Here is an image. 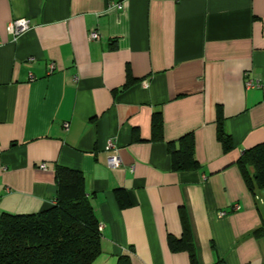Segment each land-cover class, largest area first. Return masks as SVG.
<instances>
[{"label":"crops","instance_id":"0c3cea01","mask_svg":"<svg viewBox=\"0 0 264 264\" xmlns=\"http://www.w3.org/2000/svg\"><path fill=\"white\" fill-rule=\"evenodd\" d=\"M189 134L199 168L175 171ZM261 144L264 0H0V217L50 208L60 166L85 176L93 264H192L186 236L198 264H264V190L239 165Z\"/></svg>","mask_w":264,"mask_h":264},{"label":"trees","instance_id":"16d2710c","mask_svg":"<svg viewBox=\"0 0 264 264\" xmlns=\"http://www.w3.org/2000/svg\"><path fill=\"white\" fill-rule=\"evenodd\" d=\"M222 110L218 112V139L225 152L233 148L226 132ZM156 140L163 138V120L156 115L153 120ZM176 143L169 144L175 171L196 170L199 163L195 143L189 134ZM239 165L252 187V181L264 190V144L247 150ZM253 166V179L247 171ZM57 194L54 204L37 214L0 217V264H93L102 253L100 222L86 191L82 172L65 167L56 169ZM174 251L188 250L192 264H198L190 247L188 236L183 240L170 239ZM119 264H131L130 257H122ZM217 264H223L219 262Z\"/></svg>","mask_w":264,"mask_h":264},{"label":"built area","instance_id":"2783aa9c","mask_svg":"<svg viewBox=\"0 0 264 264\" xmlns=\"http://www.w3.org/2000/svg\"><path fill=\"white\" fill-rule=\"evenodd\" d=\"M117 8L121 9L122 6H116ZM31 26H30V21L27 19H19V20H15L12 23H10V25L8 26V32L16 39L19 36H21L22 34H24L25 32H27L28 30H30ZM90 39L91 40H99L100 39V35L98 32L92 31L90 33ZM247 87L248 88H252L254 85L251 81L247 82ZM68 128V125H66V129ZM115 148V144L113 141H109L108 145H107V150L113 149ZM122 164V161L120 159V157L118 155H111L108 157V165L111 168H118L120 167ZM44 168V166H43ZM226 213H220V216H224Z\"/></svg>","mask_w":264,"mask_h":264}]
</instances>
